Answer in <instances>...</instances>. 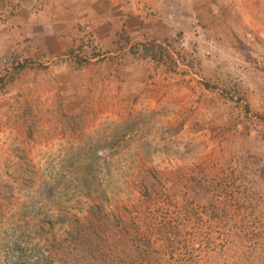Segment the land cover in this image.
<instances>
[{"label":"rangeland","instance_id":"rangeland-1","mask_svg":"<svg viewBox=\"0 0 264 264\" xmlns=\"http://www.w3.org/2000/svg\"><path fill=\"white\" fill-rule=\"evenodd\" d=\"M0 264H264V0H0Z\"/></svg>","mask_w":264,"mask_h":264}]
</instances>
